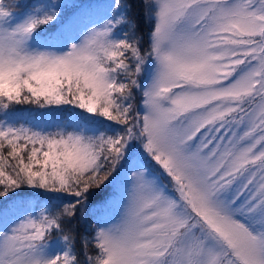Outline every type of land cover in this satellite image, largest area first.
<instances>
[{
	"label": "snow or ice",
	"instance_id": "obj_1",
	"mask_svg": "<svg viewBox=\"0 0 264 264\" xmlns=\"http://www.w3.org/2000/svg\"><path fill=\"white\" fill-rule=\"evenodd\" d=\"M0 264H264V0H0Z\"/></svg>",
	"mask_w": 264,
	"mask_h": 264
},
{
	"label": "trees",
	"instance_id": "obj_2",
	"mask_svg": "<svg viewBox=\"0 0 264 264\" xmlns=\"http://www.w3.org/2000/svg\"><path fill=\"white\" fill-rule=\"evenodd\" d=\"M150 28V24L149 23H144L142 22L141 23V32L145 35V40L147 39V32ZM139 96H138V103H137V106L139 107ZM26 107V106H25ZM25 115H27V113H25Z\"/></svg>",
	"mask_w": 264,
	"mask_h": 264
}]
</instances>
